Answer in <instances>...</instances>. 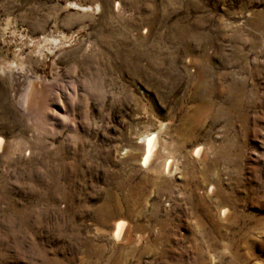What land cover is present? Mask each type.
Wrapping results in <instances>:
<instances>
[{
    "label": "rangeland",
    "instance_id": "obj_1",
    "mask_svg": "<svg viewBox=\"0 0 264 264\" xmlns=\"http://www.w3.org/2000/svg\"><path fill=\"white\" fill-rule=\"evenodd\" d=\"M0 138V264H264V0H0Z\"/></svg>",
    "mask_w": 264,
    "mask_h": 264
},
{
    "label": "bare ground",
    "instance_id": "obj_2",
    "mask_svg": "<svg viewBox=\"0 0 264 264\" xmlns=\"http://www.w3.org/2000/svg\"><path fill=\"white\" fill-rule=\"evenodd\" d=\"M8 69H4V71H7ZM31 95H30V99L32 100V98L34 97V93L36 94L38 92V89L36 87V85L32 84L31 87ZM30 99H27L26 103H25V109H28V105L30 103ZM157 137H149L147 139V145H146V151L144 154V162L146 165H150L153 161L154 155L157 152ZM4 144H3V139L0 138V151L3 150L4 148ZM171 168V162H169L166 166V169L169 170ZM125 223L124 222H120L116 225L115 227V236L116 238H120V236L123 233V229H124Z\"/></svg>",
    "mask_w": 264,
    "mask_h": 264
}]
</instances>
